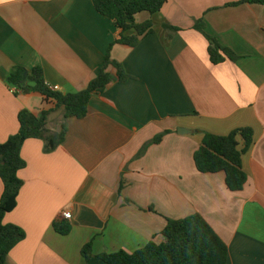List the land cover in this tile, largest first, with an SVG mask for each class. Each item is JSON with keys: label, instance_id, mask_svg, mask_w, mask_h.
Masks as SVG:
<instances>
[{"label": "crops", "instance_id": "obj_1", "mask_svg": "<svg viewBox=\"0 0 264 264\" xmlns=\"http://www.w3.org/2000/svg\"><path fill=\"white\" fill-rule=\"evenodd\" d=\"M243 1L169 0L158 14L135 17L139 25L152 21L153 33L130 48L116 44L120 30L91 0H0V143L18 134L23 109L52 111L53 132L64 122L54 102L8 85L16 67H42L47 85L65 94L86 89L108 54L132 77L95 94L85 119H67L66 141L54 152L45 153L41 140L26 141L24 186L4 224L27 236L7 264H105L100 255L160 244L168 219L194 214L228 245L227 264H264V7L230 6ZM199 20L237 61L211 63L209 43L194 29ZM245 128L254 132L243 157L248 181L232 192L224 173H200L194 155L205 133ZM3 192L0 179V200ZM63 221L71 226L67 236L53 227Z\"/></svg>", "mask_w": 264, "mask_h": 264}, {"label": "trees", "instance_id": "obj_2", "mask_svg": "<svg viewBox=\"0 0 264 264\" xmlns=\"http://www.w3.org/2000/svg\"><path fill=\"white\" fill-rule=\"evenodd\" d=\"M96 12L112 21L121 32L116 44L136 48L142 37L153 33V22L136 24L135 17L147 12L158 14L169 0H91ZM256 4L264 7V0H245L239 4ZM172 31L179 29L166 26ZM194 29L200 32L208 41V54L213 65L226 61H237L238 57L228 48L221 46L205 31L203 20L196 22ZM134 32V36H126ZM116 70L114 77L108 70ZM28 73L26 77L25 74ZM132 77L123 65L107 55L99 75L89 83L88 87L77 93H62L53 90L46 83L42 67L27 71L16 67L7 79L10 87L17 88L22 94H40L46 101L55 104L54 110H63V120L60 132L48 128V117L52 111H43L36 116L23 109L18 114L20 129L18 134L10 137L6 143H0V179L4 184V192L0 200V264H7L12 250L26 239V232L15 225H5L4 218L13 212L18 204V197L24 186L19 172L26 168L22 158V148L26 141L36 139L45 144V153H52L66 141L69 118L85 119L89 113L92 97L102 89L114 83L125 84ZM164 134L158 135L148 143V146L159 144ZM254 144V132L250 128L238 129L228 136L205 133L200 148L194 155L197 170L202 174L224 173L226 186L232 192H239L247 184L248 176L243 169V157L249 153ZM123 184L120 186V190ZM54 230L63 236L71 232L69 223H54ZM163 242L151 241L144 248L128 253L120 251L99 256L105 264H227L229 258L228 245L218 236L211 225L199 214H194L182 220H167L162 232ZM92 244L82 249V256L89 261L92 258Z\"/></svg>", "mask_w": 264, "mask_h": 264}, {"label": "built area", "instance_id": "obj_3", "mask_svg": "<svg viewBox=\"0 0 264 264\" xmlns=\"http://www.w3.org/2000/svg\"><path fill=\"white\" fill-rule=\"evenodd\" d=\"M14 93H17V90H12ZM62 218L65 219V220H70L72 218V215L70 212H64L62 214Z\"/></svg>", "mask_w": 264, "mask_h": 264}, {"label": "water", "instance_id": "obj_4", "mask_svg": "<svg viewBox=\"0 0 264 264\" xmlns=\"http://www.w3.org/2000/svg\"><path fill=\"white\" fill-rule=\"evenodd\" d=\"M25 76L27 77V76H28V73H26ZM179 133H182V134H190L191 131L180 129V130H179Z\"/></svg>", "mask_w": 264, "mask_h": 264}]
</instances>
